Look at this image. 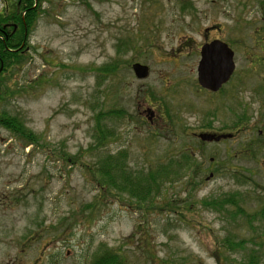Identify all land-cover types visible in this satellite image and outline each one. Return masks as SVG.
<instances>
[{
    "label": "rangeland",
    "instance_id": "1",
    "mask_svg": "<svg viewBox=\"0 0 264 264\" xmlns=\"http://www.w3.org/2000/svg\"><path fill=\"white\" fill-rule=\"evenodd\" d=\"M13 1L0 0V12ZM37 2L24 61L0 75V111L35 137L0 124V264H90L108 247L129 264H245L256 251L264 264L259 0ZM214 39L234 44L237 65L217 93L197 80L200 47ZM137 61L148 77L135 76ZM107 64L116 71L105 73ZM242 116L243 132L227 129ZM169 121L183 125L171 131ZM104 125L114 134L102 143ZM202 132L235 136L208 143ZM184 150L199 172L191 184L186 176L165 184L155 199L102 190L92 174L109 154L141 176L169 157L180 162ZM233 193L245 213L203 202Z\"/></svg>",
    "mask_w": 264,
    "mask_h": 264
},
{
    "label": "trees",
    "instance_id": "2",
    "mask_svg": "<svg viewBox=\"0 0 264 264\" xmlns=\"http://www.w3.org/2000/svg\"><path fill=\"white\" fill-rule=\"evenodd\" d=\"M261 4V10L264 9V0H259ZM40 4L37 0H14L11 4H4L3 11L0 12L1 22H11L10 28L6 31L10 35L5 39V33L0 29V65L4 62L6 70L9 67L20 64L24 61L23 55L24 49L27 48L26 39L29 37L30 29L33 28L37 22ZM25 38V39H24ZM24 42V43H23ZM117 66L113 64H107L104 66L105 73H111L116 71ZM2 81H0V104L4 103L6 98V89L1 88ZM225 87V86H224ZM221 88V91L224 90ZM4 110L0 111V124L10 129L14 134L21 138L35 139L32 132H27L23 123L15 115L8 114ZM100 116V114H99ZM246 117L242 116L235 122V127L240 126ZM28 133V134H27ZM114 134L112 130L104 125L101 126L100 141L105 142L110 139ZM27 143L33 144V141L25 140ZM255 151V149H254ZM252 152V148H251ZM120 153H123L122 151ZM250 154V153H245ZM253 156L255 153H251ZM180 162L169 157L167 160L157 162L147 168L141 170V176L136 175L135 171H131L128 167H132L127 164L125 157L120 154H109L106 156V161L99 163V168L90 170L94 174L95 180L98 182L100 189L110 191L113 190L119 192V189H127L133 196H136L138 200H147L148 198H154L159 196L164 185L174 181L180 180L186 176L189 178L190 184L192 183L193 175L199 172V163L197 162L194 154L186 150L181 154ZM198 169V171H197ZM196 173V174H197ZM244 181L247 177H242ZM129 184V185H128ZM113 187H115L113 189ZM119 188V189H116ZM116 194L118 195V193ZM205 205H209L214 209L220 210L225 205L231 204L237 206L239 212L245 213L239 205L237 194H231L224 199H212L209 201H203ZM249 221L252 218H257L255 214H246ZM259 218H264V207L259 214ZM239 242L230 243L231 248L239 246ZM256 251V250H255ZM259 255L252 253L249 261L245 264H259ZM90 264H129L126 255L120 250L112 248H104L93 257Z\"/></svg>",
    "mask_w": 264,
    "mask_h": 264
},
{
    "label": "water",
    "instance_id": "3",
    "mask_svg": "<svg viewBox=\"0 0 264 264\" xmlns=\"http://www.w3.org/2000/svg\"><path fill=\"white\" fill-rule=\"evenodd\" d=\"M234 50L230 45L221 40L214 39L203 43L201 46V58L197 66V78L199 84L211 91H218L230 79L236 63ZM135 75L142 79L149 75V66L141 62L132 64ZM227 134H215L202 132L200 138L204 141L220 140Z\"/></svg>",
    "mask_w": 264,
    "mask_h": 264
},
{
    "label": "flooded vegetation",
    "instance_id": "4",
    "mask_svg": "<svg viewBox=\"0 0 264 264\" xmlns=\"http://www.w3.org/2000/svg\"><path fill=\"white\" fill-rule=\"evenodd\" d=\"M10 24H11V22L9 21V22H1L0 21V29H1V31L2 32H4L5 33V39L7 38H9V34L7 33V31H6V29L7 28H10ZM25 39V38H24ZM24 43V42H23ZM230 44V46L234 49V44H231V43H229ZM235 50V49H234ZM200 52V51H199ZM4 64V62H1V64ZM1 66V65H0ZM236 69H237V66H236ZM6 73V65L4 64L3 65V68H2V71L0 72V75H4ZM235 74H236V70H235V72L232 74V76H231V78H230V80L231 79H233V77L235 76ZM230 80H229V82H230ZM236 122V121H235ZM235 122L230 126V127H228L227 126V129H230V130H233V129H235ZM169 123H170V130L172 131L173 129H175V127H177L178 125H183V124H176V123H174V122H170L169 121ZM243 124V123H242ZM240 125L239 127H238V133H241V132H243V129H244V127H242L243 125ZM184 128H186V127H184ZM189 130L190 129H192V128H188ZM234 131V130H233ZM196 131H194V130H191V133H195ZM235 136V134H234V132L232 133V132H229V133H227V137L226 138H221L220 140H214V141H211V142H208V143H212V142H220V141H222V140H227V139H232L233 137ZM203 142V141H202ZM205 142V141H204ZM253 144H250V145H248V147H249V149H247L244 145H241V147H240V150H241V152L242 153H250V151H251V148H253V146H252ZM228 146V143H226V147ZM185 151V150H184ZM183 151V152H184ZM183 152H181V153H183ZM227 152L228 153H231V151L229 150V149H227Z\"/></svg>",
    "mask_w": 264,
    "mask_h": 264
}]
</instances>
